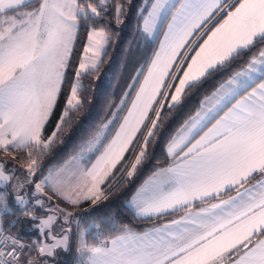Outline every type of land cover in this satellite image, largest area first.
<instances>
[{"label":"snow or ice","instance_id":"snow-or-ice-1","mask_svg":"<svg viewBox=\"0 0 264 264\" xmlns=\"http://www.w3.org/2000/svg\"><path fill=\"white\" fill-rule=\"evenodd\" d=\"M106 3L39 0L33 10L10 15L25 0H0V216L16 214L8 204L11 196L18 215L53 241L25 245L0 227V264H37L33 250L52 257L66 249L69 236H58L53 228L59 215L67 223L71 213L46 202L58 197L75 206L82 199L95 204L104 198L101 185L149 111L156 114L151 128H158L160 112L153 105L163 109V100L176 109L206 80L229 71L168 142L172 164L154 172L128 205L138 217L178 218L143 233L124 226L100 244L81 238L80 264H264V0H154L143 32L154 36L165 21L167 31L120 130L105 144L108 124L102 125L64 166L46 175L41 170L46 151L83 107L82 80L99 71L106 55L110 30L92 27L84 56L68 79L78 29L95 24ZM115 12L119 24L123 6ZM236 66L239 70H232ZM65 86L56 130L45 139V125ZM148 143L146 138L129 176L145 158ZM19 153L26 155L18 160ZM85 153H99L91 167L81 166ZM40 211L53 214L39 216Z\"/></svg>","mask_w":264,"mask_h":264},{"label":"trees","instance_id":"trees-1","mask_svg":"<svg viewBox=\"0 0 264 264\" xmlns=\"http://www.w3.org/2000/svg\"><path fill=\"white\" fill-rule=\"evenodd\" d=\"M151 1L152 0H107L105 5L106 10L101 17L95 18V24L90 23L85 26L82 23L80 25L73 44V55L71 58L72 66L66 70L69 80L72 79V73L75 68L78 67L87 34L92 27L108 28L110 30V40L106 46V55L101 58L102 64L99 67V71L95 75H89L82 80L84 87L82 93V109L71 115L69 124L64 127L62 133L58 134L59 138L55 140L52 147L40 161L41 170L44 174L48 169L58 167L69 157L77 154L80 145L89 139L97 130L101 129L102 125L108 124L109 121L112 122V133L118 121L124 116L135 90L138 87L142 74L155 50V43L149 41L141 31V21ZM118 5L123 6L124 9V14L119 24L115 19V9ZM36 6H38V1L31 2L21 8L33 10ZM232 70H239V67L236 66ZM230 74V71L218 73L214 77L206 80L198 89L189 93L182 104L176 109H169L167 106L160 109L161 119L158 122L159 126L157 129H154V136L150 137L148 140L149 143L147 145L146 156L142 163L137 166V170L132 177H127L128 175L125 174V169L128 161L133 158L132 153L134 151V146H136L138 142L136 139L137 137L131 145L133 148L131 149L130 147L128 149L120 162L121 164L119 163L117 165L120 171L112 173L105 186H108V188L113 186V178L116 179L120 175L123 177L124 174L126 176H124L122 180L120 179V182L118 181L113 189L111 188V192L102 202L94 208H89L84 211L82 222L83 224L84 222L87 223L84 227H89V236L94 234V240L112 236L124 226L138 231L175 217L173 215H165L157 218L138 219L126 207V201L133 190L153 170L161 168L172 161V159H168L165 154L167 142L172 138L179 127L195 114L201 100L206 95L210 94L216 85L226 79L227 75ZM67 91V86H65L58 99L54 114L45 125L43 132L45 139L50 137L56 130V125L64 108V100L67 96ZM113 114H115V116H113ZM151 115L148 119H150ZM106 139H108V137H106ZM22 155L24 157V153H19L17 159H22ZM38 175H40V173H38ZM0 191H3V189H0ZM11 199L12 197L9 196L8 204L9 207L14 209V213L16 214H3L0 216L1 227L5 232L22 234L25 236L22 240L25 239L28 241L30 240V236H37V234L27 233L25 228L35 225L27 218L18 215V207L12 205ZM59 203L63 205L61 202ZM88 207L89 203L76 206L77 211ZM76 208L72 207L71 211H75ZM77 211L75 212L77 213ZM40 212L42 214L44 213V211ZM73 214L75 216V213ZM13 221H16L14 227L11 226ZM93 225H96V227H93ZM74 243L75 237L73 231H71L67 251L59 252L58 250L54 258L51 259V262L53 264H70L75 249ZM31 255H36V251L33 250ZM73 264H76V260Z\"/></svg>","mask_w":264,"mask_h":264},{"label":"rangeland","instance_id":"rangeland-1","mask_svg":"<svg viewBox=\"0 0 264 264\" xmlns=\"http://www.w3.org/2000/svg\"><path fill=\"white\" fill-rule=\"evenodd\" d=\"M26 2H27V0H25ZM29 2L30 1H32V0H28ZM38 1V3H39V0H36V2ZM31 3V2H30ZM21 7H23V6H21ZM30 10V9H29ZM29 10H25V11H23V9L21 8L20 9V11L19 12H15V13H9V14H11V15H21V14H23L24 12H27V11H29ZM87 44H88V42H87ZM86 44V45H87ZM89 55H91V54H89ZM84 56V52H83V55H82V57ZM81 57V58H82ZM102 58V57H101ZM145 73H146V69H145V71H144V73L142 74V76H144L145 75ZM142 78V77H141ZM143 80V78L140 80V82ZM139 82V83H140ZM139 87H140V84H138V87L136 88V90H135V93L138 91V89H139ZM135 93H134V96H135ZM133 99H135V97L134 98H132L131 100L133 101ZM160 100H161V98H160ZM161 103H164V101H162ZM131 106H132V104H131ZM131 106H130V109H131ZM129 107V106H128ZM128 109V108H127ZM156 110H158V111H160V107H159V105H156V108H155ZM155 112H153V114L151 115V117H150V119H148V121L146 122V124H145V126H144V128L142 129L141 128V130L139 131V134H138V136H137V140H138V142H137V144H136V146H134V151H133V153H132V160H130V161H128V163H127V167H126V169H125V174L126 175H128V172L129 171H131L132 170V166H133V164H135V161H136V158H137V156L139 155V152L141 151V149H142V147L144 146V142H145V139L147 138V140H149L150 139V137H148V132L149 131H154V129H152L151 128V122H152V120H154L155 119ZM126 117V116H125ZM125 117H121L122 119H120L119 121H118V123H117V125H116V127H115V129L112 131V133H111V128H112V122L109 124L108 123V129L105 131V136L106 137H108V139H106L105 141H103L105 144H107L108 142H110L114 137H115V135H116V133L120 130V126L119 125H121V124H123L124 123V118ZM168 144V143H167ZM52 147V146H51ZM50 147V148H51ZM133 148V146L131 147V149ZM166 146H165V152H166ZM48 152V150L46 151V153ZM146 153H147V151H146ZM26 155V153H24V156ZM75 155H77V154H75ZM74 155V156H75ZM99 155V153H85L84 154V159L81 161V166H87V167H91V164L92 163H95V157L96 156H98ZM166 155H167V152H166ZM168 156V155H167ZM73 156H71V157H69L65 162H63L60 166H58V167H56V168H60V167H62V166H64L67 162H69L70 161V159L72 158ZM21 158H23V155H22V157ZM12 163H15V162H12ZM121 164V163H120ZM71 166V165H70ZM118 168L119 167H116L115 169H113V173L114 172H117V171H120V170H118ZM125 168V167H124ZM52 169H55V168H52ZM124 172V171H123ZM23 173H24V169L23 168H19L18 169V172H17V174L18 175H23ZM47 174V172L45 173V175ZM123 175V177H122V175H120L119 177H117L116 179L115 178H113L114 179V181H113V186H111V187H109L108 188V186H105V189H104V187H103V191H104V194H105V197L111 192V190L116 186V183H118V181L121 179H123L124 178V176H126V175ZM127 177H129V175L127 176ZM131 177H132V175H131ZM120 182V181H119ZM112 188V189H111ZM29 191H31V188H29L28 189ZM110 190V191H109ZM104 197V198H105ZM104 198H102L101 200H99V201H97L95 204H93L92 203V201H90V202H85V203H89V207L88 208H85V209H82V210H80V211H77V208H76V206H74V205H71V204H68L66 201H64V200H62V199H58V198H56V197H54L51 201H47V202H49V203H51L50 205H47V206H50V207H56V206H59V208L60 209H63V210H65V211H69V212H71L72 213V215H73V218H74V221H75V223H74V221H70V218H69V221L67 222V223H65V221H64V219H63V215H60V218H58L57 219V222H56V224L54 225V228H53V230H54V232H55V234H57L58 236H61V235H64V234H67L68 235V230L69 229H71L72 228V231H73V233H74V237H75V233L77 232L76 230H78L79 228H81L80 229V231H79V233H80V238H82L83 237V235H84V231H82L83 229H82V227H84L85 226V224H87V223H85L84 222V224H83V222H82V217H83V212L86 210V209H89V208H94L96 205H98L100 202H102L103 200H104ZM83 200V199H82ZM46 202V203H47ZM59 202H61L63 205H61ZM11 203H12V205L13 206H15V207H18V206H16V205H14V203H13V200L11 199ZM78 206V205H77ZM72 207H75L76 208V210L75 211H77V213H78V215H77V213L75 212V211H71V208ZM64 211V212H65ZM73 213H75V216H74V214ZM39 216H42V213L41 212H38L37 213ZM47 214H53V213H46L45 215H47ZM44 215V216H45ZM19 217V216H18ZM20 219H22V218H20ZM76 219H77V221L79 220V222H77L78 223V225L76 224ZM83 224V225H82ZM82 225V226H81ZM25 231H27V233H35V234H37V236L39 237V238H37V236L35 235V236H33V237H31L30 236V240H28V241H26L25 239L24 240H22L23 239V237H25V236H23L22 234H20V233H16V234H13V235H20V239L22 240V242L25 244V245H32L33 244V242H37V243H44V242H47V243H52L53 241H52V239L51 238H48V239H45L44 237H42L41 235H40V233H39V231H38V229L35 227V226H28L27 228H25ZM24 233V232H23ZM27 238V237H26ZM75 244V243H74ZM57 250H66L65 248H60V249H57ZM56 250V251H57ZM56 253V252H55ZM33 257H35L36 258V260H38V258L40 257L39 256V254H38V252H36V255H34ZM53 257V256H52ZM46 262H47V264L49 263L48 262V260H45Z\"/></svg>","mask_w":264,"mask_h":264},{"label":"crops","instance_id":"crops-1","mask_svg":"<svg viewBox=\"0 0 264 264\" xmlns=\"http://www.w3.org/2000/svg\"><path fill=\"white\" fill-rule=\"evenodd\" d=\"M34 1H36V0H32V1H30V2H34ZM28 0H27V2L25 1V5H27V4H29L30 3ZM152 3H154V0H152L151 1V3L149 4V6H148V9H147V11H146V14L144 15V17H143V19H142V21H141V31H142V33L146 36V38L149 40V41H151V42H154L155 43V50H154V53L155 52H157V51H159V49H160V41H162L163 39H164V37H163V32H165V31H167V27H166V24H167V21H165V22H163V23H161L159 26H158V30H157V32L155 33V35L154 36H149V35H147V34H145L144 32H143V22H144V18L145 17H147V14H148V10H150V7H151V4ZM25 10H29V9H23V11H25ZM11 15V14H10ZM169 20L171 19L170 17L168 18ZM75 41V40H74ZM74 41H73V44H74ZM87 42H88V34H87V39H86V42H85V46H86V44H87ZM84 46V47H85ZM84 52V51H83ZM154 53H153V55H152V57H151V59H150V61H149V63H148V65H147V67H146V73H145V75L144 76H146L147 75V69H148V66L150 65V63H151V60L154 58ZM82 55H83V53H82ZM82 55H81V57H82ZM144 76H142V78H143V80H144ZM141 78V79H142ZM140 79V80H141ZM143 80L139 83L140 85L143 83ZM139 90V89H138ZM137 93V92H136ZM136 93H135V96L133 95V98L134 97H136ZM157 99L158 100H160V97H157ZM134 100V99H133ZM203 100V99H202ZM201 100V101H202ZM132 100H131V102H130V104H129V107H128V109H127V111L125 112V114H124V116L123 117H125V116H128V111L130 110V106H131V104H132ZM164 104H165V106H167V101H164ZM156 105L157 104H154L153 105V108L155 109V107H156ZM200 106V105H199ZM199 109V108H198ZM154 111H149V113H148V118H149V116L153 113ZM189 120V119H188ZM187 120V121H188ZM146 121H147V119L144 121V123L140 126V129H139V131L141 130V128H143V126L145 125V123H146ZM185 123H183L180 127H179V129L184 125ZM120 126V125H119ZM209 127L211 126L210 124L208 125ZM178 129V130H179ZM178 130L175 132V134L178 132ZM205 131L207 130L206 128L204 129ZM139 131L136 133V135H135V137L133 138V140H132V143H133V141L135 140V138L137 137V135L139 134ZM174 134V135H175ZM201 134H203V133H201ZM173 135V136H174ZM172 136V137H173ZM198 138V137H197ZM170 141V140H169ZM168 141V142H169ZM167 142V143H168ZM132 143L128 146V149L131 147V145H132ZM167 145L168 144H166V147H167ZM128 149H127V151H128ZM127 151H125L124 152V154H123V157L125 156V154H126V152ZM165 154H166V152H165ZM167 158L168 159H172L171 157H169V156H167ZM123 159V158H122ZM122 159H121V161H122ZM120 161V162H121ZM119 162V163H120ZM118 163V164H119ZM117 164V165H118ZM170 164H172V161L170 162V163H168L167 165H165V166H163V167H161V168H167L168 166H170ZM60 166V165H59ZM117 167V166H116ZM161 168H157V169H155V170H153L134 190H133V192H132V194L130 195V197L128 198V200L126 201V207L129 209V211L136 217V218H138V219H148V218H157V217H146V216H141V217H138V216H136L135 214H134V210H132V209H130L129 208V203H130V201L132 200V198H133V196L137 193V191L138 190H140L144 185H145V183H146V181H148L149 180V178L150 177H152L153 176V173L154 172H156L157 170H159V169H161ZM112 173H113V170H112ZM112 173H111V175H112ZM111 175L106 179V181H105V183L103 184V185H101V188L103 189V187L106 185V183H107V181H108V179L111 177ZM56 198H58V197H56ZM59 199V198H58ZM91 200H81V202L78 204V205H81V204H83V203H85V202H90ZM198 203V202H197ZM51 203H49V202H47V205H50ZM75 206H77V205H75ZM65 211V210H64ZM65 213H69V211H65ZM71 213V212H70ZM46 213L44 212L43 214H42V216H44ZM178 215L179 214H177L174 218H178ZM58 218H60V215L58 216ZM173 219V218H172ZM74 221V218H73V215H72V213H71V216H70V221ZM171 220V219H170ZM170 220H167V221H164V222H162V223H160V224H157V225H154V226H148V227H146V228H143V229H141V230H133V231H135L136 233H143V232H145V231H148V230H151L152 228H154V227H157V226H160V225H162V224H165V223H168ZM0 227H1V223H0ZM83 230L82 231H84V235H83V239L84 240H86L87 241V243L89 244V245H94V244H100V243H103V242H105V241H110L111 239H113V238H115L117 235H119L120 234V232L123 230V228H121V229H119L118 230V232L116 233V234H114V235H112V236H108V237H104V238H101V239H96V240H94L93 239V236H94V234L93 235H90L89 236V234H88V232H89V227L87 226V227H84V228H82ZM72 231V228L71 229H69L68 230V236H69V240H70V232ZM79 231H80V228L78 229V231L75 233V248H76V250H77V254H76V264H80V262H81V260L83 259V257L80 255V253H79V251H78V244H79V241H80V233H79ZM39 238V237H38ZM68 245H69V242H68ZM110 246V245H109ZM68 248V247H67ZM67 248H66V250H59V252H61V251H63V252H66L67 251ZM58 251V250H57ZM57 251H55V252H57ZM55 256V255H54ZM54 256L53 257H39L38 258V260H37V264H40V261H45V260H48V264H53L52 262H51V259L52 258H54ZM44 258H46V259H44Z\"/></svg>","mask_w":264,"mask_h":264},{"label":"built area","instance_id":"built-area-1","mask_svg":"<svg viewBox=\"0 0 264 264\" xmlns=\"http://www.w3.org/2000/svg\"><path fill=\"white\" fill-rule=\"evenodd\" d=\"M164 91H166V90H164ZM162 101H163V100H161V102H162ZM83 213H84V212H83ZM77 222H79V220L77 221V219H76V224L78 225ZM76 254H77V250H76V248H75L74 253H73V255H72V260H71V263H70V264H73V262L75 261Z\"/></svg>","mask_w":264,"mask_h":264}]
</instances>
